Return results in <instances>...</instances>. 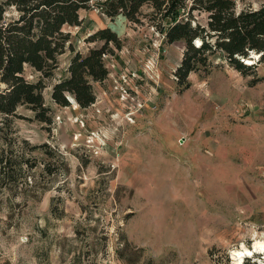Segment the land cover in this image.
Segmentation results:
<instances>
[{
    "label": "rangeland",
    "instance_id": "obj_1",
    "mask_svg": "<svg viewBox=\"0 0 264 264\" xmlns=\"http://www.w3.org/2000/svg\"><path fill=\"white\" fill-rule=\"evenodd\" d=\"M95 1L79 11L81 26L64 27L75 49L100 46L86 38L103 27L122 46L105 56L109 73L90 106L50 99L67 50L45 79L50 128L18 109L17 135L43 146L28 154L38 162L28 184L0 187V264H264L254 249L264 243V80L251 84L253 72L215 57L181 89L185 43L163 41L150 6L136 22L107 17ZM263 2L239 0L236 10ZM193 15L206 23L207 13ZM245 248L255 252L238 259Z\"/></svg>",
    "mask_w": 264,
    "mask_h": 264
},
{
    "label": "trees",
    "instance_id": "obj_2",
    "mask_svg": "<svg viewBox=\"0 0 264 264\" xmlns=\"http://www.w3.org/2000/svg\"><path fill=\"white\" fill-rule=\"evenodd\" d=\"M239 0H98L94 7L113 19L123 16L139 21L144 5H149L151 18L165 43L183 41L180 64L174 71L181 89L188 88V75L209 70L215 57L224 60L242 75L253 72L251 84L264 80L255 69L264 68V2L256 9L236 10ZM92 0H0V187L18 188L28 184L26 172L37 166L28 154L43 145H31L17 135L15 120L23 118L20 107L30 112L29 120L53 122V110L46 104L45 79L58 69V57L70 52L68 64L50 90V99L58 106H70L73 98L79 108L95 101L93 84L104 81L109 73L105 56L113 55L122 44L109 27L88 35L87 42L101 41L87 51L76 50L70 31L65 26H81V9ZM194 11L207 13L205 24L194 18ZM198 41V43H196ZM111 45V46H110ZM258 55L247 63L250 54ZM26 67L40 74L29 80ZM29 151H27V150ZM44 168V167H43ZM226 256L224 264H228ZM211 264H215L212 261ZM242 264H251L245 257Z\"/></svg>",
    "mask_w": 264,
    "mask_h": 264
},
{
    "label": "bare ground",
    "instance_id": "obj_3",
    "mask_svg": "<svg viewBox=\"0 0 264 264\" xmlns=\"http://www.w3.org/2000/svg\"><path fill=\"white\" fill-rule=\"evenodd\" d=\"M257 56V55H256ZM247 63H251L250 59L246 60ZM257 246L254 245V249L255 251H261L264 253V243L263 242H258L256 244ZM236 256L238 257V259H241L243 257V255H251L252 254V250L251 249H244L242 251H235Z\"/></svg>",
    "mask_w": 264,
    "mask_h": 264
},
{
    "label": "water",
    "instance_id": "obj_4",
    "mask_svg": "<svg viewBox=\"0 0 264 264\" xmlns=\"http://www.w3.org/2000/svg\"><path fill=\"white\" fill-rule=\"evenodd\" d=\"M257 57H258V55H257ZM69 101H70V102H74L73 98H70ZM252 252H255V251L252 250ZM243 256H244V255H243ZM246 256H248V255H246Z\"/></svg>",
    "mask_w": 264,
    "mask_h": 264
}]
</instances>
